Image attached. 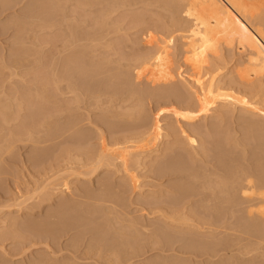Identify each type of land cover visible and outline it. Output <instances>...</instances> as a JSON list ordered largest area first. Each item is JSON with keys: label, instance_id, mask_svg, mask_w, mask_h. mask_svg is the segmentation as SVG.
Here are the masks:
<instances>
[{"label": "rangeland", "instance_id": "1", "mask_svg": "<svg viewBox=\"0 0 264 264\" xmlns=\"http://www.w3.org/2000/svg\"><path fill=\"white\" fill-rule=\"evenodd\" d=\"M107 1L0 0V264H264L252 42L207 50L197 0Z\"/></svg>", "mask_w": 264, "mask_h": 264}, {"label": "bare ground", "instance_id": "2", "mask_svg": "<svg viewBox=\"0 0 264 264\" xmlns=\"http://www.w3.org/2000/svg\"><path fill=\"white\" fill-rule=\"evenodd\" d=\"M77 1L82 2L83 0H77ZM93 1L95 2V0H92V2ZM104 1H107V0H104ZM118 1H119V3H121L123 5H126L128 3V4H131V6H132V4L140 3V1H134V0H111V1L108 0L106 3L109 2L108 5L109 4H115L116 5L115 2L118 3ZM197 1L201 2L202 5H203L202 7H204L203 9H205V11L203 12V14L201 16H198L197 17L196 21H197L198 25H200V27L202 28V36L204 37V39L206 41V48H207V50L213 49V45L215 44V38L214 37H215V35L217 33L221 32V31L227 32L229 30L239 31L240 33L243 34L244 37H246L247 39H249L252 42V44H253L254 54L249 58V64L250 65H254V66H258V67H260L261 69L264 70V33L261 30H259L257 27H255L251 23V21L248 19V17H247V11H246L244 5L241 2L237 1V0H197ZM121 4H119V5H121ZM123 5H121V6H123ZM136 5H138V4H136ZM145 5H147V4H145ZM151 5H153V4H150V6ZM101 6H102V4H101ZM193 9L194 8H192V7L190 8V10L188 9L189 14H191V11ZM181 16H182V19H181ZM181 16H180V19H179L180 21H178L179 23H182V21L185 20V18H183V15H181ZM186 20H187V17H186ZM24 25L25 24H23L22 27H25ZM19 27L22 28L21 26H19ZM27 27L28 26H26V29H27ZM149 35L151 36V34H149ZM156 35H158V33H156ZM152 38H153V36H152ZM146 42L149 45V49H148L147 53L145 54L146 55V59L144 58L145 55L142 58H140L142 60V65H144V64H150V63L156 65V64L159 63L157 61L159 59L160 60L163 59V57H165V55H166V52L164 51V47L165 46L164 45H161L160 43L154 44L153 42H155V41L154 40L152 41L151 37ZM194 43H195V45L197 47L200 46V43L198 41H195ZM138 58H139V56H138ZM135 59H134V62L135 63L140 60L139 59V60L136 61ZM141 60H140V62H141ZM129 62H131V61H129ZM140 64H138V65L132 64L135 67L132 66L134 68H132V67H130V68L132 70L133 69L135 70L136 67H137V69L139 70L138 67H140ZM185 64H187V63H185ZM127 67H128V65H127ZM112 70H113V72L115 71L114 69H112ZM128 71H126L127 76L129 75L128 74ZM129 72H131V71H129ZM115 73H116V71L114 72V75H115ZM111 76H113V75H111ZM133 86H131V87H133ZM134 91H133V93L130 90L127 91V92H131L133 94V96H135L134 95ZM131 95H129L128 97H131V100H133L132 99L133 96H131ZM136 96H138V94ZM133 98H135V97H133ZM128 100H130V98H128ZM138 100H140V99H138ZM186 111H187V113L186 112L185 113L187 114V117H189V118H194L196 115H198L197 111H193L191 109L190 110L188 109ZM195 112H196V114H195ZM222 179H223L222 185L224 184V181L225 180L228 181V177H224ZM246 182H247V184L249 186H252L253 185V180H251L250 178H247L246 179ZM67 187H68L67 185H64L63 189L64 190L69 189Z\"/></svg>", "mask_w": 264, "mask_h": 264}]
</instances>
